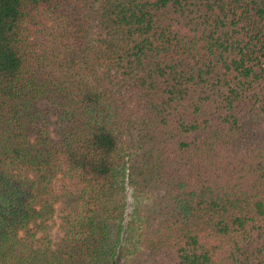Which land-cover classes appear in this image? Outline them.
Masks as SVG:
<instances>
[{
  "label": "trees",
  "instance_id": "1",
  "mask_svg": "<svg viewBox=\"0 0 264 264\" xmlns=\"http://www.w3.org/2000/svg\"><path fill=\"white\" fill-rule=\"evenodd\" d=\"M0 264H264V0H0Z\"/></svg>",
  "mask_w": 264,
  "mask_h": 264
},
{
  "label": "rangeland",
  "instance_id": "2",
  "mask_svg": "<svg viewBox=\"0 0 264 264\" xmlns=\"http://www.w3.org/2000/svg\"><path fill=\"white\" fill-rule=\"evenodd\" d=\"M55 186H57V187L59 186L58 181H55ZM60 205H61V201L57 202V204H56V212H55V220L56 221L59 220V213H60L59 207H60ZM55 227H56V225H55ZM57 233H58L57 228H54L53 234L56 235Z\"/></svg>",
  "mask_w": 264,
  "mask_h": 264
}]
</instances>
